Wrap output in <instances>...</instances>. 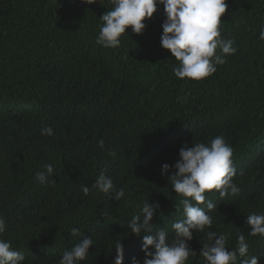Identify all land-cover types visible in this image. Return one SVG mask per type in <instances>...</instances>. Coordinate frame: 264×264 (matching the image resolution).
<instances>
[{
	"label": "trees",
	"instance_id": "trees-1",
	"mask_svg": "<svg viewBox=\"0 0 264 264\" xmlns=\"http://www.w3.org/2000/svg\"><path fill=\"white\" fill-rule=\"evenodd\" d=\"M101 2L0 0V216L7 221L2 238L24 254L23 264H59L76 244L62 222L94 239L80 264H113L118 240L123 264L132 257L142 264L145 254H136L142 244L125 228L133 215L142 218L137 205L159 203L151 223L169 240V224L184 218L167 180L159 177L153 186L149 179L162 164L174 165L185 143L218 135L233 149L240 192L220 199L226 203L212 231L237 232L230 219L247 205L264 214V0H226L221 36L234 39L237 51L198 81L173 74L178 62L160 44L163 5L144 21L143 34L129 27L121 45L107 49L95 43L99 19L112 8ZM45 126L52 136L41 135ZM48 163L53 177L40 185L35 174ZM101 171L125 190L124 199L95 189L83 194L81 185L91 186ZM260 239L251 242V256L264 264ZM206 240L194 231L189 264L201 262Z\"/></svg>",
	"mask_w": 264,
	"mask_h": 264
},
{
	"label": "clouds",
	"instance_id": "clouds-1",
	"mask_svg": "<svg viewBox=\"0 0 264 264\" xmlns=\"http://www.w3.org/2000/svg\"><path fill=\"white\" fill-rule=\"evenodd\" d=\"M82 2L93 4L97 0ZM99 3L102 4L101 0ZM109 3L112 8L100 17L102 23L95 40L97 45L107 49L118 48L121 45L120 38L129 27L134 34H143L147 27L144 21L153 17L158 5H163L160 44L178 62L172 71L179 79L198 81L208 77L217 71L218 65L225 63L226 56L237 51L233 47L234 39L221 36V17L228 8L226 0H109ZM259 39L264 40V28L260 29ZM8 97L18 103L13 101V96ZM3 109L5 112H18L9 106H3ZM53 134L51 126L42 127L41 135ZM99 146L104 147L103 140L99 141ZM232 155V147L220 135L208 143H192L191 147L185 143L179 149V158L174 165L162 164L161 171L149 179L153 186L159 177L160 180H167L171 191L181 197L184 218L169 224L168 231L174 230V237L169 240L165 229L154 231L155 226L151 223L160 207L159 203H151L146 199L137 205L142 218L141 215H133L125 228L137 244H142L136 253L145 254L142 264H189V257L196 255L188 243L193 239L194 231L207 234V240L202 242L199 253L202 256L199 264H259L258 257L251 256L256 253L251 242L261 241L260 238L264 237V214H258L257 210H251L250 205H247L239 212L238 219H230L235 227L239 225L237 232L227 234L212 231L216 224L214 214L226 203L220 199L240 192V188L233 182L236 169ZM43 168L36 172L34 180L40 185H47L53 177L54 167L48 163ZM93 189L110 200L121 201L125 198V190L117 188L113 179L103 171L91 186L81 185L85 196ZM102 215L109 217L107 212H102ZM63 223V231H71L72 242L76 244L62 253L59 264H80L87 259L94 239L86 237V233H81L75 225L71 224L74 227L69 230ZM6 228L7 221L0 216V264H23L24 254L2 238ZM50 244L48 241V250ZM114 247L113 264H123L124 244L118 240ZM129 264L141 262L132 257Z\"/></svg>",
	"mask_w": 264,
	"mask_h": 264
}]
</instances>
